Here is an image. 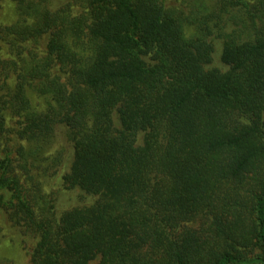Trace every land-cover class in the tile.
I'll return each instance as SVG.
<instances>
[{"label":"trees","instance_id":"16d2710c","mask_svg":"<svg viewBox=\"0 0 264 264\" xmlns=\"http://www.w3.org/2000/svg\"><path fill=\"white\" fill-rule=\"evenodd\" d=\"M15 3L0 221L30 233V263L264 264V0ZM216 44L225 68L206 67ZM58 125L61 183L92 200L55 217L20 170Z\"/></svg>","mask_w":264,"mask_h":264},{"label":"rangeland","instance_id":"374dc122","mask_svg":"<svg viewBox=\"0 0 264 264\" xmlns=\"http://www.w3.org/2000/svg\"><path fill=\"white\" fill-rule=\"evenodd\" d=\"M16 18L15 0H0V23L7 25L15 21ZM6 48V45L0 41L2 57H8ZM219 51V44H216L212 60L206 67L225 68L219 60ZM29 99L34 106L39 103V98L31 91ZM114 122L117 123L116 118H114ZM14 147L12 146V153ZM70 149V144L64 134V127L58 125L52 141L47 143L37 159L30 161L28 170H20L23 173L24 185L35 197L36 208L44 209V211L52 210L55 217L67 208L87 204L92 200L91 196L80 189H67L61 183V175L71 160ZM0 225V258L10 261L11 264H31L28 252L34 239L30 233L21 231L18 226H13L8 221H0Z\"/></svg>","mask_w":264,"mask_h":264}]
</instances>
